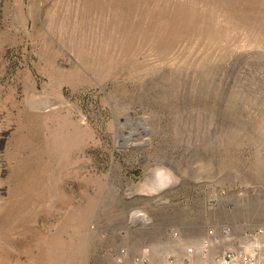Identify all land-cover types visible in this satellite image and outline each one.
I'll list each match as a JSON object with an SVG mask.
<instances>
[{
  "label": "rangeland",
  "instance_id": "obj_1",
  "mask_svg": "<svg viewBox=\"0 0 264 264\" xmlns=\"http://www.w3.org/2000/svg\"><path fill=\"white\" fill-rule=\"evenodd\" d=\"M218 226L264 229V0H0V264H203Z\"/></svg>",
  "mask_w": 264,
  "mask_h": 264
},
{
  "label": "built area",
  "instance_id": "obj_2",
  "mask_svg": "<svg viewBox=\"0 0 264 264\" xmlns=\"http://www.w3.org/2000/svg\"><path fill=\"white\" fill-rule=\"evenodd\" d=\"M221 228V227H220ZM222 233L231 239V230L228 227H222L220 229ZM217 229L211 228L208 232L209 239L205 242L206 249L201 250L202 259L205 261L204 264H262V255L264 253V229H257L246 235L251 241V244L247 247L242 246L238 248H228L224 252L220 253L215 257L209 256V249L215 244H218ZM205 252V253H204ZM188 253L191 255H196V249L190 248ZM264 264V263H263Z\"/></svg>",
  "mask_w": 264,
  "mask_h": 264
},
{
  "label": "crops",
  "instance_id": "obj_3",
  "mask_svg": "<svg viewBox=\"0 0 264 264\" xmlns=\"http://www.w3.org/2000/svg\"><path fill=\"white\" fill-rule=\"evenodd\" d=\"M222 226V225H221ZM221 226H218V227H216V229H217V237H218V244H215V245H213L212 247H211V249L213 250V253H215L214 255L215 256H217V255H219L220 254V252H218L217 253V248H219V246H220V249H226L228 246V242L230 241L229 240V238L227 237V236H225L223 233H222V231L219 229ZM211 228H213V227H209V229H211ZM207 232H205L204 231V233L202 234V238H203V240H206V241H208L209 239H211L209 236H207ZM200 239V238H199ZM212 240V239H211ZM194 248V247H193ZM199 250H201V247H198L197 249H196V255H191L192 256V258H191V261L193 262V263H195V260L197 259V260H200V259H202V256H201V251H199ZM177 254L179 255V257H183V255H185L186 256V254L187 253H185L183 250L182 251H178L177 252ZM188 255V254H187ZM215 256H213V255H211V257H215ZM177 257V256H176ZM205 262V261H204ZM204 264V263H203Z\"/></svg>",
  "mask_w": 264,
  "mask_h": 264
}]
</instances>
